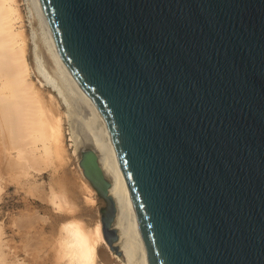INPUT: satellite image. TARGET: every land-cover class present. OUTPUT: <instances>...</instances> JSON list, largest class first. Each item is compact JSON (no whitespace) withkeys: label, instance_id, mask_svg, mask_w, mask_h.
I'll use <instances>...</instances> for the list:
<instances>
[{"label":"water","instance_id":"water-1","mask_svg":"<svg viewBox=\"0 0 264 264\" xmlns=\"http://www.w3.org/2000/svg\"><path fill=\"white\" fill-rule=\"evenodd\" d=\"M105 123L76 161L126 264H264V0H33Z\"/></svg>","mask_w":264,"mask_h":264},{"label":"rangeland","instance_id":"rangeland-1","mask_svg":"<svg viewBox=\"0 0 264 264\" xmlns=\"http://www.w3.org/2000/svg\"><path fill=\"white\" fill-rule=\"evenodd\" d=\"M5 3L12 11V30L18 33L16 37L24 42V58L28 65L26 79L32 84L35 82L33 84L35 88L48 90L37 75L33 63L34 42L39 41L36 44L37 48L41 40L37 14L31 1L5 0ZM6 96L9 99L11 95L6 94ZM0 104L3 108L0 107V112L3 113V116L0 115L2 116V119L0 118V264H58L57 242L60 226L68 220L83 222L86 220L87 224L85 222L84 224L87 226L89 223L91 229L93 223L99 222L93 188L82 175L76 157L72 154L70 122L68 124L65 121L63 126L65 147L62 153L58 152L60 150L54 148L49 141V126L44 119L42 125L46 124L48 127L45 125L47 128L44 129V125H41L39 127L41 129L37 128L38 131L36 129L33 132L35 135L33 133L31 135L37 137L39 147L44 144L47 149H43L45 152L39 150L36 161L30 158L29 160L24 148L17 147L18 139H13L14 135L11 134L9 125L3 123L4 119L6 121L8 119L3 112L2 103ZM53 192L65 196L66 202L60 201L59 207L56 206L59 200L51 199ZM53 201L57 204L53 205ZM68 203L71 209L68 208ZM83 209H90L93 213L92 217L82 215ZM88 219H92V223ZM98 251L105 254L106 259H116V255L109 251L104 241L99 242ZM97 264L105 263L99 257Z\"/></svg>","mask_w":264,"mask_h":264},{"label":"bare ground","instance_id":"bare-ground-1","mask_svg":"<svg viewBox=\"0 0 264 264\" xmlns=\"http://www.w3.org/2000/svg\"><path fill=\"white\" fill-rule=\"evenodd\" d=\"M30 1L37 14L40 27L39 38L41 40V44L39 43L37 48L36 44L39 41L37 43L34 42L35 46L32 50L33 63L37 75L42 79L44 86H46L48 90H42L37 86V88H35L33 86L35 82L32 81V84L26 79L28 65L24 58V42L23 40H19L16 37L18 33L12 30L13 19L11 17V9L7 6L5 0H0V97L2 98V100H0L2 102L0 103H2L4 107V111H2L6 115L7 121H9L8 123L4 119L3 123L9 125L12 132L11 134L14 135L13 139H18L19 143L15 140L18 143L17 147L24 148V153L28 159L30 158L33 161H36L35 159L38 158L37 154H39V150L42 151L43 149H47L44 144H42V146L40 144L41 147H39L37 144V137L31 135L37 128L39 130L41 129L39 127H41L42 122L45 120L48 122L50 131V135H48V137L50 136L49 141L54 145V148L60 150L58 152H64L63 126L65 121H67L68 124L70 122L69 130L73 143L72 154H74L75 157L77 146L83 141L90 140L92 145L99 149V154L96 159L102 164L103 173L112 177V182L106 193L112 194L116 201L118 211L115 220L111 223V227L118 228L117 235L120 236L122 233L124 214L122 178L105 123L88 95L73 80L61 63L50 41L44 22L33 0ZM6 90H8L9 93L6 92ZM6 94H10V98H13H9V100ZM0 115L3 116V113L0 112ZM43 125L45 127L46 124ZM4 128H7L6 125ZM8 133L7 131V134ZM10 137L12 136L10 135ZM33 137L35 138L33 139ZM58 202L60 201H57V203ZM52 203L54 205L56 202L54 203L53 201ZM56 206L59 207V203ZM83 212L81 213L82 215L85 214L88 218L92 217L93 213L90 209H83ZM73 221H75V219ZM68 222H70V220H68ZM89 226L88 223L87 227L90 228ZM91 229L98 237L94 249L95 264H97V258L99 257L105 264H126L117 256L115 260L106 259L105 254L98 251L99 242L104 241L101 236L99 222L93 223Z\"/></svg>","mask_w":264,"mask_h":264},{"label":"clouds","instance_id":"clouds-1","mask_svg":"<svg viewBox=\"0 0 264 264\" xmlns=\"http://www.w3.org/2000/svg\"><path fill=\"white\" fill-rule=\"evenodd\" d=\"M51 199L66 202V197L53 192ZM71 209V205H68ZM69 214H71L69 212ZM98 237L82 221H70L60 226L58 264H95L94 249Z\"/></svg>","mask_w":264,"mask_h":264}]
</instances>
